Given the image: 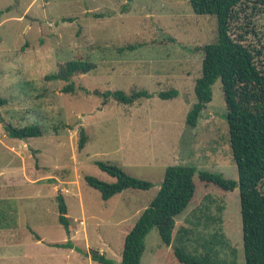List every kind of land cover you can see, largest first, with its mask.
I'll list each match as a JSON object with an SVG mask.
<instances>
[{
	"label": "rangeland",
	"instance_id": "374dc122",
	"mask_svg": "<svg viewBox=\"0 0 264 264\" xmlns=\"http://www.w3.org/2000/svg\"><path fill=\"white\" fill-rule=\"evenodd\" d=\"M243 8L232 31L253 29L246 43L263 48L264 3ZM0 11V99L6 102L0 106V264H100L90 251L118 264L125 235L156 196L167 167L188 164L237 180L219 79L196 127L185 125L201 73L203 53L196 49L217 40L214 16L195 15L188 0H0ZM130 44L142 46L119 52ZM74 59L97 68L73 77L74 92L65 94L64 82L45 76ZM139 89H175L178 95L128 106L112 99L103 104L93 94ZM7 124L39 125L43 136L12 139ZM81 129L87 142L78 150ZM96 162L116 165L152 187L103 201L84 181L114 182ZM196 187L175 218V236L188 228V251L218 264H244L238 188L225 192L197 181ZM58 195L69 235L57 220ZM69 240L72 249L52 246ZM173 245L179 241L166 247L151 230L141 264H178Z\"/></svg>",
	"mask_w": 264,
	"mask_h": 264
},
{
	"label": "trees",
	"instance_id": "16d2710c",
	"mask_svg": "<svg viewBox=\"0 0 264 264\" xmlns=\"http://www.w3.org/2000/svg\"><path fill=\"white\" fill-rule=\"evenodd\" d=\"M264 0H188L192 12L198 16H214L217 24V40L196 50L203 53L201 73L195 80L193 92L196 102L186 114L185 125L192 129L212 101V85L220 80L226 105V123L228 141L232 160L236 167L237 180L224 178L221 174L206 170H198L188 164L169 166L165 169L159 191L147 208L140 214L133 227L124 237L121 260L118 264H141L145 251V239L155 229L166 247L172 246L174 261L178 264H218L208 254H198L184 247L185 237L192 230L183 229L178 238L175 236V218L188 207L196 192V181L205 185H213L218 189L231 192L238 188L242 249L244 264H264V47L258 48L246 43V34L255 33L253 29L234 33L232 25L238 20L244 6ZM3 11H0V17ZM102 17V15H95ZM63 21H72L71 19ZM142 45H126L119 52L134 51ZM97 65L88 60L74 59L58 64L55 74L45 76L46 81H62L65 94L74 92L72 78L96 70ZM94 95L122 105L131 106L139 100L154 96L161 100L176 98L175 89L150 93L146 90L94 91ZM6 102L0 99V106ZM0 123H3L0 117ZM7 136L16 140H28L43 136L39 125H28L16 128L5 125ZM87 142L83 129L79 131L78 150ZM98 169L111 178L113 183L103 182L92 176H85V183L99 192L103 201L125 190L147 191L152 183L128 175L120 167L112 164L96 162ZM58 223L70 234V220L62 195L56 197ZM216 242V241H214ZM211 244V245H210ZM212 242L205 246L211 249ZM54 247L72 249L69 240L65 243L53 244ZM78 250V249H76ZM79 251V250H78ZM91 260L100 264H112L96 251H90Z\"/></svg>",
	"mask_w": 264,
	"mask_h": 264
},
{
	"label": "water",
	"instance_id": "95a60500",
	"mask_svg": "<svg viewBox=\"0 0 264 264\" xmlns=\"http://www.w3.org/2000/svg\"><path fill=\"white\" fill-rule=\"evenodd\" d=\"M15 2H17V3H18V0H15Z\"/></svg>",
	"mask_w": 264,
	"mask_h": 264
}]
</instances>
